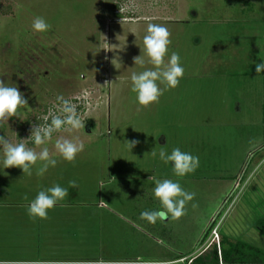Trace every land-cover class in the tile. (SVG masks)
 <instances>
[{
	"label": "rangeland",
	"instance_id": "374dc122",
	"mask_svg": "<svg viewBox=\"0 0 264 264\" xmlns=\"http://www.w3.org/2000/svg\"><path fill=\"white\" fill-rule=\"evenodd\" d=\"M36 17L51 29L35 31ZM149 23L168 29L184 75L145 107L131 75L154 67L143 53V65L133 59ZM261 59L264 0H0V79L28 100L22 120L10 118L0 135L27 139L57 96L72 100L84 123L53 135L47 146L57 164L43 175L15 167L0 173V264H158L179 254L197 258L210 243L220 255L229 247L222 237L260 248L264 236L253 223L264 216ZM59 137L83 143L74 162L55 151ZM161 146L198 156L200 166L176 177L159 160ZM164 179L195 195L178 219L147 226L139 212L161 209L153 188ZM70 180L78 187L47 219L28 216L40 190ZM217 211L220 249L209 239Z\"/></svg>",
	"mask_w": 264,
	"mask_h": 264
},
{
	"label": "clouds",
	"instance_id": "9594fccd",
	"mask_svg": "<svg viewBox=\"0 0 264 264\" xmlns=\"http://www.w3.org/2000/svg\"><path fill=\"white\" fill-rule=\"evenodd\" d=\"M120 11L122 12L123 9L120 8ZM32 28L43 33L49 31L51 25L44 18L36 17L32 22ZM170 44V33L166 27L155 23L148 24L147 34L143 37V48H140L141 55L133 59L135 65H143L145 62L142 58L143 53L154 67L139 73L133 72L131 75V91L136 94V101L142 106L147 107L158 102L166 89L176 88L183 78L184 68L180 63V56L177 52L170 50ZM255 71L258 75L264 73V62L256 63ZM160 85L165 87L161 88ZM56 100L58 104L48 109L43 122L31 125L27 139H20L19 143H13L6 135H0V173H4V169L15 167L22 170L23 176L31 177L34 168L36 175L39 176L47 172L49 167L56 166L57 160L50 155L47 146L52 141L53 135L84 127L80 113L72 100L65 99L63 96H57ZM25 105H28L25 94L18 87L9 86L0 79V129L9 122L10 118H20L21 110ZM25 140L34 147H26L23 142ZM135 143V141L129 142L130 150ZM35 148L40 150L36 151ZM54 149L63 160L74 162L77 154L83 151L84 145L77 137L73 139L59 137L54 141ZM151 154L156 155L154 149ZM159 160L164 164L171 163L172 172L176 177L193 173L200 166L198 156L181 151L178 147L168 153L164 146H161ZM38 161L43 162L39 167H37ZM77 187L76 181L70 180L68 187L54 184L40 190L27 207L28 216L33 219H47L49 210L54 209L68 197L69 188ZM153 195L158 198L161 209L141 213V218L151 223H155L157 219H178L184 214L185 202L191 201L195 194L185 191L178 182L164 179L155 182Z\"/></svg>",
	"mask_w": 264,
	"mask_h": 264
},
{
	"label": "trees",
	"instance_id": "16d2710c",
	"mask_svg": "<svg viewBox=\"0 0 264 264\" xmlns=\"http://www.w3.org/2000/svg\"><path fill=\"white\" fill-rule=\"evenodd\" d=\"M254 228L264 236V216L257 219L253 224ZM222 243H229L227 249L221 247L220 255L215 248L206 256L195 258L192 263L218 264L219 260H224L226 264H264V250L248 245L243 241L232 242L222 237ZM254 262V263H249Z\"/></svg>",
	"mask_w": 264,
	"mask_h": 264
},
{
	"label": "crops",
	"instance_id": "0c3cea01",
	"mask_svg": "<svg viewBox=\"0 0 264 264\" xmlns=\"http://www.w3.org/2000/svg\"><path fill=\"white\" fill-rule=\"evenodd\" d=\"M144 211H155V210H149V209H146V210H144ZM144 211H142V212H144ZM142 212H139V215H141V213ZM213 216V215H212ZM261 218V217H260ZM211 219V218H210ZM259 219V218H258ZM167 220H169V219H167ZM145 221V220H144ZM256 221V220H255ZM255 221H254V223H255ZM208 222H209V220H208ZM253 223V224H254ZM145 225H147V226H153L154 225V223H151V222H149V221H146L145 222ZM254 234V233H253ZM257 235H259V234H257ZM257 235H253L254 237H256V238H258L259 240H261V238H260V236H257ZM229 241H232V242H236V241H243V242H245V243H248V245H250V244H252V243H256V242H250L249 241V239L248 240H241V239H239V240H229ZM249 241V242H248ZM253 246V245H252ZM255 247V246H254ZM260 247V249H263L264 250V244L262 245L261 244V246H259ZM258 248V247H257ZM211 251H213V249H211V247H208V248H204V250H203V252H201V253H199V255L200 256H206V255H208V254H210V252ZM198 255V256H199ZM195 259V257H190L188 254H186V255H183V254H179L178 256H176L175 258H171V259H165V260H162V261H156V263H158V264H193L192 263V261ZM118 263H132V261H129V262H127L126 260H122V261H117ZM221 262V263H220ZM149 263V262H148ZM249 263H254V262H249ZM150 264H155V262H150ZM218 264H226V262L222 259V260H219V263Z\"/></svg>",
	"mask_w": 264,
	"mask_h": 264
},
{
	"label": "built area",
	"instance_id": "2783aa9c",
	"mask_svg": "<svg viewBox=\"0 0 264 264\" xmlns=\"http://www.w3.org/2000/svg\"><path fill=\"white\" fill-rule=\"evenodd\" d=\"M44 112H46V111H44ZM43 114H45V115H47L48 114V112L47 113H43ZM44 115V116H45ZM43 116V117H44ZM43 117L42 118H40L39 119V121H42L43 122ZM239 181H240V179H239ZM237 184V186H238V182L236 183ZM231 196H233V194H229L228 195V197H226V199H225V201H226V203L228 202V199L230 200V197ZM235 198L236 197H234V198H232V200H234L235 201ZM231 207H229L228 209H226V210H229ZM220 209H222V206L220 207ZM227 212V211H226ZM220 213H219V211H217L212 217H211V219H210V224H213V228H212V230L210 231V237H209V239H211L212 240V242H213V244L214 243H216L217 244V247H218V249H220V246H219V242L221 241V239H220V224H221V218L218 220V215H219ZM212 244L210 243L209 245H207L205 248H208V246H211Z\"/></svg>",
	"mask_w": 264,
	"mask_h": 264
},
{
	"label": "flooded vegetation",
	"instance_id": "af4514ba",
	"mask_svg": "<svg viewBox=\"0 0 264 264\" xmlns=\"http://www.w3.org/2000/svg\"><path fill=\"white\" fill-rule=\"evenodd\" d=\"M209 247V246H208Z\"/></svg>",
	"mask_w": 264,
	"mask_h": 264
}]
</instances>
